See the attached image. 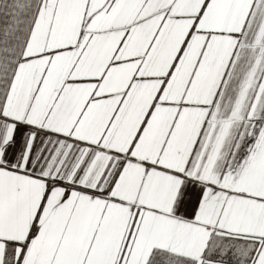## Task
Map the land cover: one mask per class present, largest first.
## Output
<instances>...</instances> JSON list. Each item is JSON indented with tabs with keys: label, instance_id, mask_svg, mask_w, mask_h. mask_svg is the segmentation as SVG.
Wrapping results in <instances>:
<instances>
[{
	"label": "snow or ice",
	"instance_id": "1",
	"mask_svg": "<svg viewBox=\"0 0 264 264\" xmlns=\"http://www.w3.org/2000/svg\"><path fill=\"white\" fill-rule=\"evenodd\" d=\"M0 264H264V0H0Z\"/></svg>",
	"mask_w": 264,
	"mask_h": 264
}]
</instances>
